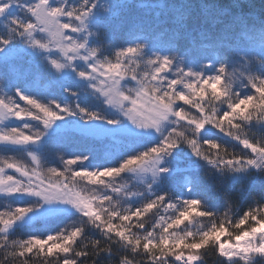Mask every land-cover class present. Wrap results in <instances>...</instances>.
Returning a JSON list of instances; mask_svg holds the SVG:
<instances>
[{
    "label": "snow or ice",
    "instance_id": "6c2138e0",
    "mask_svg": "<svg viewBox=\"0 0 264 264\" xmlns=\"http://www.w3.org/2000/svg\"><path fill=\"white\" fill-rule=\"evenodd\" d=\"M13 3L17 0L0 2V16ZM26 12L29 19L13 20L11 30L27 38L34 49L48 53L49 63L30 61L32 67L22 72V65L12 61L22 59L23 50L6 51L11 38L0 39V61L8 65L9 73L17 80L32 74L35 83L46 81V88L57 82L56 73L70 80L78 76L81 91L96 84L90 95L103 107L91 110L78 102L37 97L21 89L16 90L14 98L0 97V145L30 157V163H26L16 156H0V195L27 194L41 198L44 204L62 205L31 216L29 224L50 216L74 217L54 235L36 233L21 240L9 239L8 233L34 209L9 207L0 211V264H33V260L39 264H97L105 255L119 256L118 261L110 259V264H201L203 254L199 250L209 247L228 262L239 258L248 264L251 254L264 256V205L250 209L232 223L228 215L217 218L204 210L198 199L170 202L167 195H160L129 207L128 194L117 183L119 177L129 173L151 172L154 177L168 173V168L161 167L162 162L183 144L221 171L264 167V144L252 141L244 131L247 123L264 122V79L250 80L252 91L241 97L229 95L224 68L220 69L222 75L207 79L181 70L180 78L169 81L160 74L171 71V61L155 60L149 62L154 69L144 75L137 72L138 65L128 63V58L139 56L138 48L119 53L114 62H97L90 69L77 71L81 66L74 62L84 59L81 50L85 46L69 34L82 30L77 23L83 26L89 12L51 8L50 0H39L26 7ZM56 52L62 55L56 57ZM94 55L87 58L89 62ZM138 75L140 87L135 95L122 92L121 81ZM20 101L25 104L22 106ZM180 101L198 114L178 106ZM217 102L219 107L227 105V110L220 112ZM73 117L78 120L72 121ZM10 120L32 123L10 127ZM60 121L64 123L58 124ZM168 121L176 125L175 130L165 136L163 143L151 146L153 131L162 134V126ZM54 126L57 138L52 141L49 132ZM210 127L236 139L252 157L245 159L214 138H202L199 133ZM88 141L100 143L97 147L85 143ZM76 143L83 146H71ZM50 145L63 153L60 170L42 166ZM93 155L101 162L93 164ZM36 202L40 203L39 199ZM149 214L153 217L150 227L145 219ZM186 220H196L201 230L179 231ZM19 226L23 228L24 224ZM86 230L98 231L102 239L86 237ZM224 236L228 243L222 242Z\"/></svg>",
    "mask_w": 264,
    "mask_h": 264
},
{
    "label": "trees",
    "instance_id": "16d2710c",
    "mask_svg": "<svg viewBox=\"0 0 264 264\" xmlns=\"http://www.w3.org/2000/svg\"><path fill=\"white\" fill-rule=\"evenodd\" d=\"M92 1L80 0L76 8L87 10ZM103 2L105 15L99 22L96 43L101 53L112 61H115L118 54L126 52L128 48H138L140 52H143L146 60L134 61V64L139 66L137 72L144 75L152 71L153 67L149 62L155 57L159 60L171 61V69L174 73L181 74V70L183 73L190 71L205 79L222 75L220 69L224 68L223 78L225 86L230 85L229 95L236 93L241 97L252 91L249 86L250 80L264 79V40L259 41L264 36V0H103ZM20 15L17 20L21 22L29 19L28 14L24 12H20ZM12 27H14L13 24ZM11 31L0 32V39L11 38L8 49L17 47L23 50L22 59L14 58L12 61L22 65L23 72L32 67L30 61L39 59L32 57L24 49V37ZM244 57L255 59L259 65L258 70L248 72L241 63ZM54 75L57 82L46 88V81L37 84L32 74L26 79L17 80L9 73L8 65L1 61L0 97L14 98L16 90L21 89L37 97L55 98L66 101L68 104L78 102L81 107H90L91 110L99 111L103 107L94 96L90 95L91 91H81V83L63 79L59 76L60 73ZM140 78V75L135 79L129 76L126 80L132 79L139 85ZM134 81L129 80V83ZM219 89L218 85L217 90ZM211 91V88H208V93ZM70 93H76V95L73 96ZM20 104L23 106L25 102L20 101ZM178 106L198 114L196 109H190L189 105L182 101L178 102ZM217 106L219 107V102ZM226 110L227 105H220V112ZM71 120L76 121L78 118L73 117ZM22 122L18 126L23 125ZM23 123L31 124L32 122L24 121ZM175 127L173 123L161 140H151V146L163 143L165 136L170 131H174ZM244 131L252 141L264 144V122L247 123L244 125ZM199 135L205 139L214 138L216 142L222 143L226 150L242 154L245 159L252 157L250 150L244 149L236 139L215 127L206 128ZM50 136L52 141L57 138L54 132ZM104 142H108V138H105ZM85 143L98 147L100 142ZM71 146L83 145L76 143ZM61 155L63 153H60L58 148L50 145L46 150V157H42L43 168L62 169ZM0 156H16L30 163L29 157L3 145H0ZM91 160L93 164L101 162L96 155H93ZM161 167H166L169 171L154 183L138 182L132 173L117 179V183L128 194L127 206L135 207L146 197L155 198L160 195H167L170 202L198 199L204 210L213 213L217 218L228 215L230 221L235 223L250 209L264 205V167H250L242 172L221 171L197 157L187 144L181 145L171 155L165 157ZM8 171L12 172V170ZM149 188L150 191H146ZM38 199L40 203L36 202ZM41 205L43 202L40 198L27 194L0 195V211L8 210L9 207L13 209L32 207L34 209L32 213H35L43 207ZM76 215L78 216L79 213ZM73 219L74 217L66 216L46 217L26 224L23 228L15 227L8 233V238L24 240L36 233H44L45 237L54 235ZM145 219L149 220L150 227L152 214ZM184 228L193 231L201 230L196 220L191 222L186 220L179 231L182 232ZM244 229L248 230V226L245 225ZM85 236L95 240L102 239L100 233L95 230H86ZM113 248L115 250V246ZM199 251L203 254L201 264H245L241 261L228 263L210 247ZM110 259L118 261L119 256L111 258L102 256L97 260V264H110ZM33 264H39V261L33 260ZM253 264H264V260H257Z\"/></svg>",
    "mask_w": 264,
    "mask_h": 264
},
{
    "label": "rangeland",
    "instance_id": "374dc122",
    "mask_svg": "<svg viewBox=\"0 0 264 264\" xmlns=\"http://www.w3.org/2000/svg\"><path fill=\"white\" fill-rule=\"evenodd\" d=\"M78 1L80 0H50V7L51 8H64L66 11H72L73 9H77L76 8V4L78 3ZM0 2L2 3H8V0H0ZM39 2V0H17V3H13L9 8L8 11L6 13H4L3 16H0V32H9L12 28V21L13 20H17L21 15L20 12H24L25 14H28L26 12V7L32 6L35 3ZM87 11L89 12V15L86 17V19L84 20L83 26H81L79 24V22L77 23V27L80 28L82 27L81 31H78L74 34L70 33L69 35L72 36V38L74 40H76V42L78 44H84V49L81 50V55L84 57V59L75 61L74 63L79 64L81 67L80 69H78L77 71L83 70V69H90L91 67L95 66V64L97 62L99 63H104L105 61H109L111 60L109 57L105 56L104 54L101 53L97 43H96V37L98 36V28L100 26L99 22L101 20V18L105 15V5L103 0H93L92 3H90L89 5V9H87ZM14 26V25H13ZM67 31H70L67 30ZM12 32V31H11ZM25 45H24V49L26 51H28V54L32 55V57L34 56L35 58H38L40 61H42V63H49V54L45 53L43 50L40 49H34L28 42V39L25 38ZM264 40V36H262L259 41H263ZM11 49H17V47H12ZM7 50V49H6ZM9 50V49H8ZM95 53L94 56H92L91 61H88V57L91 56L92 53ZM2 55V54H0ZM62 54L59 52L55 53L56 57L61 56ZM145 55H143V52L141 51L139 56L136 57H131L130 59H128V63L129 65L134 64V61H145L146 58H144ZM155 60H159L157 57L153 58L152 61ZM112 61V60H111ZM1 62V61H0ZM114 62V61H113ZM242 65L243 67L248 71V72H252V71H257L258 70V63H256L255 59H251L248 57H244L242 60ZM137 65V64H136ZM150 66V64H149ZM151 66L154 69V65L151 64ZM107 69V66H105V70ZM67 71V69L65 70ZM190 72V71H189ZM176 73V72H175ZM174 73V71L171 69L170 72L168 73H161L160 75H166V79L171 81L173 79H177L180 78L181 74H176ZM184 73H188V72H184ZM192 73V72H191ZM194 76H197V74H195L193 72ZM62 73H60V77L62 78ZM200 76V75H199ZM129 77V76H126ZM69 81H74V82H79V77L77 76L75 80H70ZM129 80L134 81L132 79H127L124 78L121 81L120 84V88L121 91L124 92L126 95H135V92L139 89V85L136 83V81H134V83H129ZM166 86V85H165ZM96 87V84H89L87 90L89 91H94ZM179 87V86H177ZM131 90V91H130ZM22 121H16V120H10L8 121V126L10 127H15L18 126ZM24 122V121H23ZM22 122V124H24ZM58 124H63V121L57 122ZM173 126V122L172 121H168L165 122L164 125L162 126V134L161 133H157L155 131H153L152 136H151V140H161L165 133ZM55 126L53 127V130H50L49 134H51L52 132L55 133ZM30 158V157H29ZM253 168H258V167H253ZM135 178L137 179L138 182H143V183H154L156 182L161 176L159 177H154L152 175L151 172H146V173H140V174H136V173H132ZM41 199V198H40ZM42 200V199H41ZM43 202V201H42ZM58 206H62L60 204V202H55L53 204H44L43 203V207L38 210L35 213L29 214V216H26L24 218L23 221L19 222L18 225L16 227H20L19 224H29L27 223V221L30 219L31 216H36V215H43L44 213L48 212L51 209H54L55 207ZM36 221V220H34ZM32 221V222H34ZM15 228V227H14ZM13 228V229H14ZM222 242L224 243H228V237L224 236L221 238ZM233 243H235V240L232 241ZM243 243V242H241ZM187 255V252L185 253ZM264 260V256H261L259 254L253 253L251 254V260L248 262V264H253L255 263L257 260ZM235 261H241L242 263H245L244 261L240 260L239 258L234 259L231 262L228 263H233Z\"/></svg>",
    "mask_w": 264,
    "mask_h": 264
},
{
    "label": "clouds",
    "instance_id": "9594fccd",
    "mask_svg": "<svg viewBox=\"0 0 264 264\" xmlns=\"http://www.w3.org/2000/svg\"><path fill=\"white\" fill-rule=\"evenodd\" d=\"M134 50V48H132ZM170 71V70H169Z\"/></svg>",
    "mask_w": 264,
    "mask_h": 264
}]
</instances>
